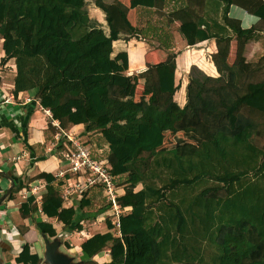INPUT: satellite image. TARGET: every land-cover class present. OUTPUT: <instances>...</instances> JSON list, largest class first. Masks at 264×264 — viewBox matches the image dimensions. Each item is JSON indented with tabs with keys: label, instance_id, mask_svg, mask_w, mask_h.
I'll return each instance as SVG.
<instances>
[{
	"label": "trees",
	"instance_id": "trees-1",
	"mask_svg": "<svg viewBox=\"0 0 264 264\" xmlns=\"http://www.w3.org/2000/svg\"><path fill=\"white\" fill-rule=\"evenodd\" d=\"M209 2L205 0L206 7ZM217 2L225 3V19L235 0ZM247 2L241 6L264 19V0ZM165 3L0 0L4 52L0 63L14 59V96L35 90V99L22 105L24 113H16L7 125L18 135L24 132L38 103L51 112V120L58 121L60 128L83 124V134L95 132L99 136V141L85 143L93 158L110 166L115 183L123 186L118 203L126 210L120 214L118 226L114 216L105 215L106 231L92 234L83 243L88 258L82 264H264V145L255 141L260 134L259 115L264 111L250 105L255 93L264 96V89L262 82H246L264 59V55L253 61L246 58L248 43L258 35L253 27L227 28L208 20V15L202 19L199 14L201 20L195 21L191 19L194 7L187 5L169 7L167 14ZM91 4L103 12L104 24L90 17ZM214 4L211 1L209 8ZM131 10L137 13L134 24L128 19ZM173 19L180 20V26L173 25ZM189 23L192 33L184 30ZM176 29L188 36L190 43L215 36L217 45L211 59L219 75L209 76L192 65L183 105L174 98L179 87L175 81ZM148 31L155 35L156 48L168 52L163 61L153 64L158 71L157 83L151 82L154 91L150 102L136 105L137 77L115 68L113 42L144 38ZM111 88H117L116 97H111ZM120 98H126L125 102L118 101ZM5 105L0 110L19 109L16 102ZM168 132H188L191 141L164 148ZM61 147L59 142L51 154L58 155ZM34 179L46 182L40 201L46 216L62 224L64 235L80 231L81 222L90 214L84 209L94 206L92 191L101 195V189L92 188L91 194L87 191L64 207L62 179L42 171L23 181L14 179L8 198L17 199ZM221 184H229L226 195L205 193ZM108 208L104 203L94 213ZM37 210L35 195L19 201L23 219L30 218L43 236H55L51 222L35 219ZM19 228L12 235L20 246L15 249L0 238V250L14 254L17 263L39 264L41 256L32 252L23 238L25 227ZM106 250L109 261L93 258Z\"/></svg>",
	"mask_w": 264,
	"mask_h": 264
},
{
	"label": "crops",
	"instance_id": "crops-1",
	"mask_svg": "<svg viewBox=\"0 0 264 264\" xmlns=\"http://www.w3.org/2000/svg\"><path fill=\"white\" fill-rule=\"evenodd\" d=\"M211 1H215L216 4L209 8ZM204 2L205 0H166L164 11L168 14L167 10L169 7L180 4L182 6L187 5L191 8L194 7L195 15L191 16V19H194L195 21L201 20L199 17L200 14L202 19L208 15V20H214L216 23L225 25L227 28L232 25H237L246 29L253 27L258 36L256 39L251 40L248 43L250 50L246 58L248 61H253L257 57L260 58L264 55V19L251 14L246 8L241 6L242 4H248L247 0H235L234 3L230 4L225 19L222 18L224 2L219 5L217 0H210L208 7H206ZM88 10L90 17L102 24L105 23L104 14L99 8L91 4L89 5ZM136 15L137 13L135 10L130 11L128 19L130 22L132 21V24L137 20ZM143 21H145L144 18ZM151 22L154 23L155 21L151 20ZM172 23L175 26H180V20L173 19ZM201 27H203V25ZM184 28V30H188L189 33H192L193 27L191 23L185 25ZM173 34L175 39L174 50L178 53L175 70L176 83L179 81L178 76L183 75L181 78L179 99L176 98L177 91L175 92L174 98L176 101L178 100L177 102L179 105H183L185 102L184 91L187 83L186 74L192 65L197 66L209 76L217 77L219 75L211 59V54L217 51V45L214 38L215 36L197 43H190L188 41V36L183 35L177 29L173 30ZM142 37H132L128 40H115L113 42L112 62H114V65L117 66L115 68L120 72L126 75L136 76L138 81L140 80L146 83L151 80V82L155 84L157 83L158 68L151 66V63L154 61L147 63V60L149 58H152L150 61L153 60V54L162 50L156 48L154 43L155 35L153 32L148 31L147 34L144 35V38ZM232 42L234 43V41ZM0 46H2V39H0ZM3 55L4 52L1 50L0 59ZM9 60L12 61V64L7 65ZM9 60L5 64H2L3 66L8 67L4 71H0V77L2 78L0 84V107H6L5 103L1 101V98H8L9 100L6 103L16 102L19 109L15 112H11L10 109L6 111L0 110V238L5 243L10 244L13 248L17 249L20 246V241L19 239L14 238L12 234L14 232L17 233L18 229H20L19 227L24 226L23 238L31 245V251L37 252L42 257L40 264H46L45 251L47 242L52 243L54 241L57 242V253L64 252L70 257L74 256L72 262L74 264H82V262L88 258V254L83 248L85 240L96 232L106 231V229H104L106 228L104 222V224H100V227H97L101 228V230L92 231L95 226L93 224L96 221L103 219V213L95 214L93 210H90V217L87 219L88 222L86 224H84V220L81 222L83 228L80 231H72L64 235L62 224L57 222L54 218L47 217L40 206L41 197L45 193L46 182L44 180L34 179L28 184V188H24L18 193L17 199L8 198L9 192L14 186V179L17 180L18 178V180L23 181L25 177H34L38 172L42 171L53 174L60 164L57 155L51 154L53 151V140L46 131L49 122H51V117L46 113L45 108L36 103L35 110L40 114L36 115L35 112H33L26 125V130L24 132L20 131L19 135L7 125V123L15 119L14 115H16V113H19L20 115L24 113L25 107H22V105L25 106L28 102L35 99L34 89L19 92L16 96L13 95L12 90L14 87L16 70L14 59L10 58ZM261 64H264V59L262 58L259 60L257 66ZM257 66L254 69H256ZM252 73L253 72L249 73L248 76ZM2 103L4 104L2 105ZM72 128L83 129V124L75 125ZM25 142L32 146L31 150L27 147ZM39 157L44 158L40 159ZM32 187H37L36 201L38 204V210L35 212V219L37 221L43 220L51 222L57 233L53 237L43 236L39 230L35 228L30 218L23 219L19 215V201L30 195L29 191ZM94 219H96V221ZM106 253L108 258L102 257L100 254L95 255L93 258L98 262L102 261L101 258H103L104 261H109V254L108 252ZM0 263L21 264L15 261L14 254L2 250H0Z\"/></svg>",
	"mask_w": 264,
	"mask_h": 264
},
{
	"label": "built area",
	"instance_id": "built-area-1",
	"mask_svg": "<svg viewBox=\"0 0 264 264\" xmlns=\"http://www.w3.org/2000/svg\"><path fill=\"white\" fill-rule=\"evenodd\" d=\"M45 111L51 117V112L48 109ZM51 124L58 129L54 133L53 149L59 142L62 144L57 156L60 164L53 172L55 178L63 181L62 205L69 207L73 204V198L81 197L92 188H100L102 198L109 205L102 218L104 220L105 215L111 214L114 216L115 225L118 226L119 216L126 210L118 203V197L124 193V189L113 180L110 166L105 161L93 158L85 140L79 133L75 134L73 128L64 130L56 120H51ZM36 189L37 187H32L29 192L37 197Z\"/></svg>",
	"mask_w": 264,
	"mask_h": 264
},
{
	"label": "rangeland",
	"instance_id": "rangeland-1",
	"mask_svg": "<svg viewBox=\"0 0 264 264\" xmlns=\"http://www.w3.org/2000/svg\"><path fill=\"white\" fill-rule=\"evenodd\" d=\"M131 23H132V21H131ZM139 38H141V37H139ZM1 50H3L2 46H0V51ZM167 52L168 51H166L165 49H163L162 51H157V53L153 54L154 55V59L153 60L150 61V59H152V58H149L148 60L146 59L147 63H150L152 61H154L153 63H155V62L157 63L160 60L163 61L166 58ZM153 63H151V66H153ZM10 64H12V61H8L7 62V65H10ZM7 67L8 66H3L0 63V71H4ZM252 72L253 73L246 78V81L249 82V83H255V82L256 83H260V82H262V87L261 88L264 89V64H261V65L257 66V68L254 69ZM186 76H187V74H186ZM182 77H183V75L182 76H180V75L178 76L179 87L177 89V94H176V98L177 99H179V95H180V87H181L180 84H181V78ZM1 79L2 78L0 77V84H1ZM153 91H154V85L151 83V81L145 83V82L140 81V80L138 81V79H137L136 89H135V93H134V96H133L134 104L141 105L142 101L143 102L147 101L145 103H149L150 102L149 96L153 93ZM184 93H185V91H184ZM116 94H117V88H113V89L111 88V90H110L111 97L112 96L116 97L115 96ZM6 97H8V96H6ZM1 99H2L1 101H3L4 103H6L5 101L9 100L8 98H5V99L1 98ZM120 99L121 100H118L120 102H125V100H126V98H120ZM4 103H2V105ZM121 104L122 103H120L118 105H121ZM250 105L252 107H254L255 109H258V111H264V96H262V95L256 96V93H255L254 96L252 97V99L250 100ZM34 112H35L36 115L40 114L39 112H36V110ZM248 112L249 111L246 109V113H248ZM258 120H260L259 121V132H260V134L256 135L255 141H256L257 144L263 146L264 145V114L263 115H259V119ZM49 124H50V127H51L52 126L51 122H49ZM52 127L51 128H47L46 131L49 133V136L53 140L54 139V133H55L54 131H55V129H54V127L53 128ZM73 131H74L75 134L79 133L81 135V137L85 141L86 140L87 141L88 140H90V141L92 140V141H95V142L99 141V138H98L99 136L95 132H93V133H89V132L86 133L85 132L83 134L82 133L83 130L81 128H73ZM187 141H191L190 134L188 132H176V133H169L168 132L166 134L164 148L173 147L175 145H178V144H181V143L187 142ZM104 147H106V146H104ZM104 147H102L103 150H104ZM92 148L96 152H99L98 150L95 149L94 146ZM53 151H55V148L53 149ZM228 190H229V184H221V185H217V186H214V187L207 188L205 193H208L209 195L224 196V195H226ZM89 191H90V194H91V190H89ZM92 192H93L92 195H94V198H93L94 199L93 200L94 206L92 208L86 207L84 209V211H86L88 214L90 213V210L95 211V209H98L99 207H101L105 203V201L103 200L102 196L99 193H96L94 191H92ZM89 217H90V214H89ZM94 220L96 221V219H94ZM87 222H88V220L87 221L84 220V224H86ZM95 223L93 224L95 226H94L92 231H96V230H99V229L101 230V228H97V227H100V224L103 223V219H101L100 221H96ZM104 229H106V228H104ZM106 252H107V250L104 251V253L102 252L100 255H102V257H107L108 258V255H107ZM61 255H63V257L67 260V262L69 261L68 264H74L72 262V259H74V256L70 257L67 253H64V252H62ZM101 260L104 261L103 258H101ZM41 261H42V257H41ZM41 261H40V263H41ZM46 264H48V263H46Z\"/></svg>",
	"mask_w": 264,
	"mask_h": 264
},
{
	"label": "water",
	"instance_id": "water-1",
	"mask_svg": "<svg viewBox=\"0 0 264 264\" xmlns=\"http://www.w3.org/2000/svg\"><path fill=\"white\" fill-rule=\"evenodd\" d=\"M57 242H52L46 244L45 251V262L48 264H68L69 261L61 255V253L56 252ZM1 264V263H0Z\"/></svg>",
	"mask_w": 264,
	"mask_h": 264
}]
</instances>
